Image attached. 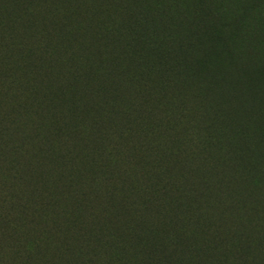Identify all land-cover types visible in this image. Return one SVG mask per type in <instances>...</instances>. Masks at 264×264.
<instances>
[{
    "label": "trees",
    "instance_id": "1",
    "mask_svg": "<svg viewBox=\"0 0 264 264\" xmlns=\"http://www.w3.org/2000/svg\"><path fill=\"white\" fill-rule=\"evenodd\" d=\"M60 7L0 0V264H264L259 114Z\"/></svg>",
    "mask_w": 264,
    "mask_h": 264
},
{
    "label": "rangeland",
    "instance_id": "2",
    "mask_svg": "<svg viewBox=\"0 0 264 264\" xmlns=\"http://www.w3.org/2000/svg\"><path fill=\"white\" fill-rule=\"evenodd\" d=\"M59 1L76 22L94 19L92 34L107 39L104 57L124 62L144 50L141 73L148 78L166 49L168 60L186 64L193 77L213 79L231 110L243 118L258 113L253 126L264 130V0ZM257 143L247 140L256 149ZM260 154L253 156L263 163Z\"/></svg>",
    "mask_w": 264,
    "mask_h": 264
}]
</instances>
